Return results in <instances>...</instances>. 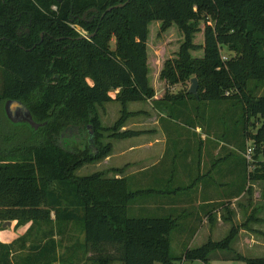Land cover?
Listing matches in <instances>:
<instances>
[{
    "label": "trees",
    "instance_id": "obj_1",
    "mask_svg": "<svg viewBox=\"0 0 264 264\" xmlns=\"http://www.w3.org/2000/svg\"><path fill=\"white\" fill-rule=\"evenodd\" d=\"M118 5L124 6L115 8ZM92 16L95 20L89 21ZM155 22L160 23L157 39L165 40L174 25L184 36L172 57L160 59L155 52L159 89L151 81L148 53L150 25ZM72 25L94 36L80 39ZM20 26L29 34L18 36ZM113 37L115 49L110 45ZM224 48L235 56L224 61ZM194 77L200 86L197 96L171 94L170 87L186 85ZM260 87L264 0H0V222L59 227L80 223L85 233L82 249L91 264H207L214 252L232 250L240 226L234 225L222 241L209 240L177 257L171 238L176 220L131 215L130 205L139 193L131 191L126 179L106 178L100 172L78 177L76 172L110 156L113 147L103 144L105 133L116 140L139 136L122 131L139 115L129 112L128 104L153 101L156 92L163 91L156 103L194 101L217 110L241 105L234 117L240 128L234 133L247 143L243 152L248 141L253 143L258 160L254 170L245 160L246 178L264 182ZM9 100L23 102L39 128L11 122L4 110ZM112 102L122 105V115L113 127H104L97 108ZM74 129L77 136L64 137ZM79 138L84 146L71 145ZM52 232L29 248L27 237L0 241V264H59L60 244ZM234 260L264 264V258L242 255Z\"/></svg>",
    "mask_w": 264,
    "mask_h": 264
},
{
    "label": "crops",
    "instance_id": "obj_2",
    "mask_svg": "<svg viewBox=\"0 0 264 264\" xmlns=\"http://www.w3.org/2000/svg\"><path fill=\"white\" fill-rule=\"evenodd\" d=\"M177 88L170 87L171 94ZM164 94L157 91L153 101L140 102L144 105L134 111L139 115L129 122L139 127L140 135L111 139L113 149L105 160L118 170L112 178L126 179L131 191L139 193L130 205L131 215L176 220L172 247L179 244L181 253L209 240L222 241L234 225L240 226L232 254L225 259L264 258V182L246 178L244 152L242 159L230 152L224 139L228 123L220 122L223 111L218 123L211 106L193 101L156 103ZM129 125L122 131L130 130ZM0 235L4 243L13 241V236ZM254 249L263 255L255 256Z\"/></svg>",
    "mask_w": 264,
    "mask_h": 264
},
{
    "label": "rangeland",
    "instance_id": "obj_3",
    "mask_svg": "<svg viewBox=\"0 0 264 264\" xmlns=\"http://www.w3.org/2000/svg\"><path fill=\"white\" fill-rule=\"evenodd\" d=\"M160 23L155 22L150 25V35H149V41H148V53L150 55V76H151V81L156 89H159L160 84L157 81V76H156V65L154 60L155 57V52L157 51L160 56H158L160 59H167L172 57L174 54L172 52L179 50V47L181 45V42L179 43L178 41H182L184 39L183 34L179 31L178 27L174 25L168 32H167V38L164 40H160L159 38L157 39V34L158 30L160 29ZM159 26V27H158ZM156 27H158L156 31ZM179 31V35H178ZM25 32V30H24ZM83 35H88V33L84 30ZM202 38V36H201ZM200 38V39H201ZM199 41V39H198ZM203 41V40H202ZM163 43V44H162ZM170 43V44H168ZM112 49L116 48L117 41L116 38L113 37L110 43ZM172 49V51H171ZM165 56V58H164ZM222 58L223 60H228L232 57L235 56L234 53L229 52L226 48L222 50ZM157 57V58H158ZM195 78V77H194ZM192 78V79H194ZM159 80V79H158ZM159 84V85H158ZM178 88L173 91L175 94H180L184 92H188L192 86V80L188 82L186 85L180 84L177 85ZM255 84L251 83L250 87L251 89H254ZM200 87V86H199ZM115 93H118L115 92ZM113 93V94H115ZM258 95H263L264 94V87H260L257 90ZM194 102V101H193ZM225 104V103H224ZM144 104L139 103H134V104H129L128 110L131 112H134L135 110L139 109L141 106ZM199 106H202L201 103H198ZM179 106H177L175 109L177 110ZM203 108V107H202ZM211 108V107H210ZM241 109V105H236L234 108H232L230 105L228 109L226 108V105L221 107L220 110H217L216 107L212 106L211 112L213 114V121H217L218 114L223 111V125L225 123H228V135L224 137L225 141L228 143L229 150L231 153H233V157H236L237 159H242V152L245 150V141L241 140L239 137L237 138L236 134L234 132H237L236 130H239L240 124L239 122L236 123V119L234 117L237 116ZM98 112L100 115L103 117L102 124L104 127H113L115 123L120 119L122 115V105L118 102H112L109 104H105L103 106H98L97 108ZM170 110V109H169ZM170 112H177L174 111L173 109L170 110ZM209 112V111H208ZM225 113H227V116H225ZM229 114V116H228ZM239 115V114H238ZM136 116L132 117L134 119ZM131 119V118H130ZM128 120L125 126L128 127L129 122L131 120ZM212 121V119H211ZM220 123L219 121H217ZM132 126V125H129ZM139 127L137 126H132L130 130L136 131L138 130ZM230 130V131H229ZM139 132V131H136ZM230 133V134H229ZM78 135L77 129L70 130L67 132L64 137L68 139H72L74 136ZM110 133H105L104 137L102 138V142L104 145L109 144L112 140L109 138ZM82 139H77L76 143H71V145H74V147H81L84 146ZM127 141L121 142L120 144H126ZM248 143L251 144V141H248ZM117 144V143H116ZM119 144V143H118ZM95 144H92V151H95ZM244 149V150H243ZM106 159L93 163V164H88L84 166L82 169L76 172V175L78 177H86V176H91L97 172H100L104 175L106 178H112L114 176L115 172L112 170L111 165L105 162ZM260 190L263 191V185L261 184L259 186ZM134 216V215H133ZM53 219H55V215H53ZM9 222V221H6ZM5 222V223H6ZM12 222V225L7 228H3V225L5 223L0 222V232L4 233V235H10V238L13 236V241L19 239V238H28V243L27 246H32V244L36 243V241L40 238H42L44 233H47L48 231L53 230L52 234L55 240L60 244V250H59V264H91V262L88 261V256L84 250L82 249V245L85 242V233L83 231V227L80 223H69V224H63L61 227L55 226V225H49L47 226L46 224H41V225H34V223H27L23 224L20 226H17L16 221H10ZM54 228V229H51ZM31 232V236L28 234ZM178 235V234H177ZM174 238L176 237V234H172ZM1 237V235H0ZM2 238V237H1ZM9 239V237L7 238ZM1 241V240H0ZM11 242V243H12ZM27 248V249H28ZM173 254L177 257H179L182 253L181 248L179 247V244H176V246L173 248ZM111 250H106V252H109ZM27 250L21 251L18 253V257L25 255ZM255 256L258 255H263L262 251H259V249H254L252 252ZM112 256H117L118 253L115 251H111ZM230 254H232L230 251H219L217 253H214L210 256V259L207 264H246L245 261L243 260H231V259H225V256L229 257ZM249 255H252L251 253ZM224 256V257H223ZM113 264H121V263H113ZM181 264H206L203 261L197 260L194 262H187V263H181Z\"/></svg>",
    "mask_w": 264,
    "mask_h": 264
},
{
    "label": "water",
    "instance_id": "obj_4",
    "mask_svg": "<svg viewBox=\"0 0 264 264\" xmlns=\"http://www.w3.org/2000/svg\"><path fill=\"white\" fill-rule=\"evenodd\" d=\"M58 2H63V0H57ZM124 5H118L115 6V8H121ZM113 8L108 9L107 12H110ZM92 12H97L96 9H92ZM87 14H85L84 18L86 17ZM94 35H86L82 36L80 39H91ZM199 91V82L197 78L192 79V86L189 90V93L197 96ZM6 113L9 117V119L13 123H28L32 127L38 129L39 125L34 121V118L30 112V110L21 102V101H8L6 104ZM90 134L93 136V130L91 125L88 127ZM12 225V222H6L3 225V228H7L8 226L10 227Z\"/></svg>",
    "mask_w": 264,
    "mask_h": 264
},
{
    "label": "built area",
    "instance_id": "obj_5",
    "mask_svg": "<svg viewBox=\"0 0 264 264\" xmlns=\"http://www.w3.org/2000/svg\"><path fill=\"white\" fill-rule=\"evenodd\" d=\"M54 9L56 8L54 7ZM255 156H256V148L253 145V143L251 144L249 143L246 151L244 152V159L246 160L250 170H254L256 167V163L258 160H256ZM260 161L264 162V154L261 155Z\"/></svg>",
    "mask_w": 264,
    "mask_h": 264
},
{
    "label": "flooded vegetation",
    "instance_id": "obj_6",
    "mask_svg": "<svg viewBox=\"0 0 264 264\" xmlns=\"http://www.w3.org/2000/svg\"><path fill=\"white\" fill-rule=\"evenodd\" d=\"M56 8V7H55ZM54 10H57V8L56 9H54ZM88 15V14H87ZM87 15H86V17H87ZM86 17H85V19H86ZM84 19V20H85ZM95 20V16H92L91 18H90V20L89 21H94ZM72 27L77 31V32H79L80 33V35H81V37L82 36H85V35H83L84 34V29H82L79 25H72ZM24 30H25V32H24ZM24 33H28L29 34V29L28 28H26L25 26H20V28L18 29V36H20V37H22L23 35H24ZM80 37V38H81ZM42 40H43V37H42ZM9 101H18V100H9ZM8 102V101H7ZM7 102H5L4 103V110H5V113H6V104H7ZM23 103V102H22ZM24 104V103H23ZM25 105V104H24ZM26 106V105H25ZM27 107V106H26ZM28 108V107H27ZM6 116H7V118L9 119V117H8V115H7V113H6ZM10 120V119H9ZM11 121V120H10ZM12 122V121H11ZM16 124H27V125H29V126H31L30 124H28V123H16ZM92 140V139H91Z\"/></svg>",
    "mask_w": 264,
    "mask_h": 264
}]
</instances>
